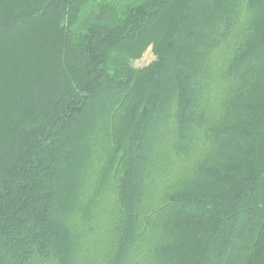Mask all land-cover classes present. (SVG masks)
<instances>
[{"label":"trees","instance_id":"trees-1","mask_svg":"<svg viewBox=\"0 0 264 264\" xmlns=\"http://www.w3.org/2000/svg\"><path fill=\"white\" fill-rule=\"evenodd\" d=\"M87 136L111 264H264V0H0V264H79Z\"/></svg>","mask_w":264,"mask_h":264},{"label":"rangeland","instance_id":"rangeland-1","mask_svg":"<svg viewBox=\"0 0 264 264\" xmlns=\"http://www.w3.org/2000/svg\"><path fill=\"white\" fill-rule=\"evenodd\" d=\"M155 58L153 51L149 49L142 55L141 59L135 62V66L138 68L145 67L152 63ZM103 118L104 127L115 125L114 130L118 134L121 133L124 128L125 117L123 110L118 107V102L113 103L105 109ZM170 126H168V129H170ZM79 141L80 139L77 138L75 143ZM84 142L86 148L90 146L89 153L92 151L94 159L83 175H79L81 177L80 181L84 182L85 180L80 199L83 201L90 199L93 203L91 208L92 213L89 218L84 220L75 213L70 218L72 229L76 235H79L82 244V257L78 263L111 264L118 238L117 227L119 219L121 220V210L116 199L115 181L111 174H105L108 164H105L106 162L103 164L102 162L103 152L107 153L111 150L106 147L107 144H102L96 136L92 139L90 136H87L84 138ZM195 143L197 145L195 146L196 150L193 156L199 159L207 151L201 134L197 136ZM170 164L173 172L177 169H180L182 172V176L176 174L175 177L180 176V178L184 179L187 167L175 162ZM79 183L78 181V186ZM129 264L131 263L129 262Z\"/></svg>","mask_w":264,"mask_h":264}]
</instances>
